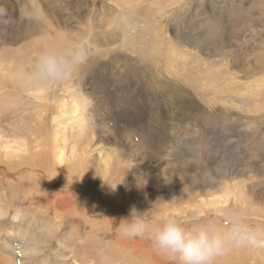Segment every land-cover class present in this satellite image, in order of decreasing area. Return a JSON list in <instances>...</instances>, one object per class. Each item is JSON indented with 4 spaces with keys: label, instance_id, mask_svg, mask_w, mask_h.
<instances>
[{
    "label": "rangeland",
    "instance_id": "obj_1",
    "mask_svg": "<svg viewBox=\"0 0 264 264\" xmlns=\"http://www.w3.org/2000/svg\"><path fill=\"white\" fill-rule=\"evenodd\" d=\"M0 8V264H173L120 235L137 215L224 231L234 209L264 229V0ZM78 44L68 79L25 82L41 51ZM215 264H264V247Z\"/></svg>",
    "mask_w": 264,
    "mask_h": 264
},
{
    "label": "clouds",
    "instance_id": "obj_2",
    "mask_svg": "<svg viewBox=\"0 0 264 264\" xmlns=\"http://www.w3.org/2000/svg\"><path fill=\"white\" fill-rule=\"evenodd\" d=\"M26 22H36L39 16L32 10L21 14ZM11 23L6 10L0 8V24ZM87 60L83 44L74 45L66 50L48 48L35 58L30 72L21 73L26 83H59L68 79L72 73ZM51 179V178H50ZM228 221L224 231L214 224L188 228L174 217L168 216L158 224H146L143 217L137 215L119 225L120 235L127 239L144 236L146 233L159 254L173 264H215V260L232 248L264 247V229H248L237 210L225 212Z\"/></svg>",
    "mask_w": 264,
    "mask_h": 264
},
{
    "label": "bare ground",
    "instance_id": "obj_3",
    "mask_svg": "<svg viewBox=\"0 0 264 264\" xmlns=\"http://www.w3.org/2000/svg\"><path fill=\"white\" fill-rule=\"evenodd\" d=\"M165 1V0H164ZM168 2V1H167ZM163 3V2H162ZM258 3V2H257ZM167 5V4H166ZM165 8H167V7H165ZM133 11H134V9H133ZM161 11V10H160ZM160 13V12H159ZM139 16H140V14H139ZM191 52V51H190ZM221 58V57H220ZM210 73V72H209ZM249 73V72H248ZM228 75H229V73H228ZM231 76V75H230ZM224 79V78H223ZM224 81V80H223ZM221 83V82H220ZM213 84V83H212ZM205 88V87H204ZM219 88V87H218ZM237 103V102H236ZM238 104V103H237ZM254 106V105H253ZM256 106V105H255ZM237 107V106H236ZM249 107V106H248ZM251 109V108H250ZM257 110V109H256ZM73 111H75V108H74V110ZM258 111V110H257ZM256 113V112H255ZM167 115V114H166ZM9 148V146H4V147H2V149L3 150H7ZM57 160H60V155L58 154L57 155ZM160 173H161V171H160ZM151 176V175H150ZM171 176V175H170ZM163 182V181H162ZM161 182V183H162ZM173 184V183H172ZM217 196V195H216ZM175 199V198H174ZM218 199V198H217ZM176 200V199H175ZM224 201V200H223ZM223 201H219L220 203L221 202H223ZM174 202V201H173ZM172 202V203H173ZM226 204V203H225ZM145 206V205H144ZM166 212V211H165ZM167 214V213H166ZM170 214V213H169ZM174 214V213H173ZM204 215V214H203ZM97 218V217H96ZM94 219H95V217H94ZM73 221V220H72ZM248 227V226H247ZM249 227H251L250 225H249ZM260 228V227H259ZM11 231V230H10ZM9 230H8V232H10ZM7 233V232H6ZM9 234V233H8ZM12 239V238H11ZM22 241V240H21ZM22 243V242H21ZM4 244V243H3ZM23 246V245H22ZM123 246H124V244H123ZM136 246V245H135ZM7 248V247H6ZM9 248V247H8ZM122 248V247H121ZM13 249V248H12ZM4 251V250H3ZM15 251V250H14ZM10 252V251H9ZM7 253V252H6ZM134 254V253H133ZM14 255V254H13ZM135 256V255H134Z\"/></svg>",
    "mask_w": 264,
    "mask_h": 264
}]
</instances>
